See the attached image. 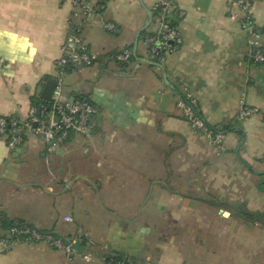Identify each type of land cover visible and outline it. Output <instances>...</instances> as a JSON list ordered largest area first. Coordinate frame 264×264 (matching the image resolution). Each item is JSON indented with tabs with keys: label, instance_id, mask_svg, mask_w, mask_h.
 Instances as JSON below:
<instances>
[{
	"label": "crops",
	"instance_id": "1",
	"mask_svg": "<svg viewBox=\"0 0 264 264\" xmlns=\"http://www.w3.org/2000/svg\"><path fill=\"white\" fill-rule=\"evenodd\" d=\"M74 1L0 0V116L28 117L55 79L70 25L99 57L67 69L59 97L97 107L85 134L55 150L32 133L14 148L0 135V216L61 237L84 231L93 257L16 243L0 249V264H112L121 255L135 264H264V63L249 57L233 0H106L99 14ZM164 1L175 6L167 18L182 44L160 62L144 34L157 30ZM253 18L264 45V1ZM124 48L136 51L129 63L106 60ZM184 89L225 133L224 150L182 117ZM242 104L258 111L239 119Z\"/></svg>",
	"mask_w": 264,
	"mask_h": 264
},
{
	"label": "built area",
	"instance_id": "2",
	"mask_svg": "<svg viewBox=\"0 0 264 264\" xmlns=\"http://www.w3.org/2000/svg\"><path fill=\"white\" fill-rule=\"evenodd\" d=\"M92 1L95 4L91 5ZM257 1L264 0H233L232 6L238 11L231 17L240 23L241 29L247 37L248 54L252 62L264 63V45L259 40V34L253 18V6ZM101 0H75V8L84 14H99L104 3ZM175 6L168 2H160L155 5L158 10V28L151 35L144 38L149 53L162 62L167 53L177 50L182 44V39L177 29L171 25L167 18L168 13ZM181 16L182 12L178 11ZM104 27L109 32H116L117 27L113 22H105ZM98 55L89 49L81 38L79 30L73 24L70 25L65 41L61 47V55L55 63L56 87L50 100H44L38 106H31L28 117L24 120L15 117L0 116V135L6 136L8 146L20 147L27 133H32L42 138L50 150H55L58 144L68 140L72 134H85L90 122L96 116L97 107L86 97L79 96L69 100L60 101L63 76L66 70L76 66H91L98 61ZM133 58V51L124 48L106 56V60L127 64ZM45 101V102H44ZM176 106L182 117L195 129L200 130L207 140L214 146L224 150L223 141L225 133L208 125L197 108V99L188 89H184L177 99ZM258 111L256 107L242 104L238 111V118L245 119ZM65 220L71 221L69 216ZM89 235L79 231L70 237H61L50 231L41 230L25 222L15 223L8 228L0 223V249L16 243H45L54 250L63 251L66 254L76 252L73 244L83 245L89 243ZM103 248H107L105 245ZM84 260L90 261L93 252H86L85 248L80 253ZM103 260L107 259L102 257ZM112 264H135L126 255L110 258ZM153 264V263H152ZM157 264V263H154Z\"/></svg>",
	"mask_w": 264,
	"mask_h": 264
},
{
	"label": "water",
	"instance_id": "3",
	"mask_svg": "<svg viewBox=\"0 0 264 264\" xmlns=\"http://www.w3.org/2000/svg\"><path fill=\"white\" fill-rule=\"evenodd\" d=\"M150 22H151V12H148L147 21H145L144 26L142 27V29H140V31L136 35L135 45L137 44L140 33L150 24ZM133 55L134 56L136 55L135 49L133 51ZM55 87H56V82L54 80L47 81L40 95L41 98L44 100H50ZM73 248L76 249L79 253L83 251V247L78 245L77 243L73 244Z\"/></svg>",
	"mask_w": 264,
	"mask_h": 264
},
{
	"label": "trees",
	"instance_id": "4",
	"mask_svg": "<svg viewBox=\"0 0 264 264\" xmlns=\"http://www.w3.org/2000/svg\"><path fill=\"white\" fill-rule=\"evenodd\" d=\"M101 4H105L106 3V0H101L100 2ZM172 25V24H171ZM151 35L150 33L149 34H144V38ZM71 68V67H70ZM69 69V68H68ZM43 102V99L41 97H36L34 98L33 100V104L35 106H38L39 103ZM45 102V101H44ZM0 223L2 225V227L4 228H8L9 226L15 224V223H22V221H13V220H8L7 218L3 217V216H0Z\"/></svg>",
	"mask_w": 264,
	"mask_h": 264
}]
</instances>
